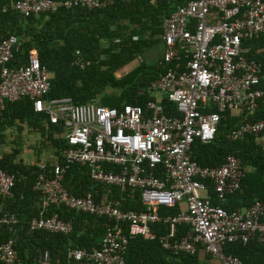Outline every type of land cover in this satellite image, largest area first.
Instances as JSON below:
<instances>
[{
	"label": "built area",
	"instance_id": "2783aa9c",
	"mask_svg": "<svg viewBox=\"0 0 264 264\" xmlns=\"http://www.w3.org/2000/svg\"><path fill=\"white\" fill-rule=\"evenodd\" d=\"M136 1L17 0L13 8L29 18L55 12L61 6L101 10L117 2ZM157 1L150 0L152 4ZM262 35L264 0H187L178 4L164 19L162 57L169 69L149 89L155 99L145 107L125 105L121 109L94 103L76 105L70 97L50 98L51 75L41 64L38 51L30 52L25 65L12 67L20 41L14 35L3 40L0 105L29 97L37 113L48 116L52 125L63 127L60 138L68 142L63 160L53 163L51 176L47 175V162L39 165L36 189L42 192L43 209L32 220L30 230L71 235L72 222L57 213L48 215L49 206H62L115 224L106 225L98 248L71 249L68 259L74 264H127L130 241L136 237L158 239L161 248L174 256H193L204 249L216 264H250L226 254L224 244L246 245L255 236L264 242V200L232 212L222 203L241 189L251 170L233 155H228L220 167L201 166L192 158V146L197 140L204 144L214 141L223 113H253L264 104L263 65L249 58V49L243 46L244 40ZM102 48L108 50L111 45L107 42ZM106 57L101 54L86 59L78 52L72 65L86 70ZM158 93L161 100L155 96ZM166 98L177 113L166 112ZM247 136L264 138V116L231 133L235 141ZM76 164L88 166L98 185L117 188L122 194L139 191L143 210H126L124 199L116 197L73 195L64 181ZM15 185V176L0 170V195L10 196ZM209 185L217 203L209 196ZM177 206L179 214H161V209ZM18 223L15 214H0V227H7L13 235ZM158 224L168 225L169 231L157 236ZM181 225L189 226L190 232L179 236L177 227ZM15 243L11 238L0 244V264H26ZM41 264H49L48 253H42Z\"/></svg>",
	"mask_w": 264,
	"mask_h": 264
},
{
	"label": "trees",
	"instance_id": "16d2710c",
	"mask_svg": "<svg viewBox=\"0 0 264 264\" xmlns=\"http://www.w3.org/2000/svg\"><path fill=\"white\" fill-rule=\"evenodd\" d=\"M16 1L0 0V43L12 35L20 41L19 50L15 51L10 66L25 65L30 52L37 50L41 64L47 67L51 75L50 98L70 97L76 105L94 103L121 109L125 105L145 107L148 101L155 99L149 89L169 69L162 55L158 64L150 65L143 61L120 79L115 73L161 43L164 19L174 13L178 4L187 0L179 3L158 0L155 4L150 0L117 2L101 10L61 6L55 12L29 18L14 10ZM4 9L8 12L3 13ZM107 42L111 48L104 50L103 44ZM243 46L249 49V58L263 65L261 87L264 89V35L244 40ZM78 52L86 59H95L101 54L107 57L101 64L80 70L72 65ZM109 87L118 89L119 93L109 94ZM164 106L167 113H177L176 107L167 98L164 99ZM263 116L264 104L253 113H223L214 141L204 144L197 140L192 146V158L201 166L220 167L228 155H233L251 170L246 174L241 189L222 203L228 212L249 208L264 200V142H260L256 136L236 141L231 139V133L236 128L247 122H256ZM25 126L32 134H39L46 139L56 157L63 160L64 151L68 148L67 140L60 138L63 127L52 125L48 116L37 113L29 97L0 105V146L8 138H12V144H15L14 134H22ZM0 170L16 178L12 194L8 197L0 195V214H15L19 221L15 235L7 227H0V244L14 238L19 257L26 264H41L42 253L49 254V264H74L68 259L71 249L98 248L107 231L106 225H115L107 219L77 213L66 207L49 206V216L57 213L63 220L73 223L72 234L64 236L45 231L32 232L30 224L43 209L42 192L36 189L41 172L39 165L24 159L21 146H18L1 156ZM52 171L53 163H48L47 175L51 176ZM90 172L88 166L72 165L65 175V187L78 197L94 193L101 198L103 193H107L110 197L124 199L126 210H143L139 191L129 190L122 194L117 188L98 185L93 182ZM209 196L217 203L212 185H209ZM179 212V206L161 209L162 215H177ZM190 230L186 225L177 227L179 236ZM168 231V225L155 226L157 236ZM224 251L246 263L264 264V242L258 236L246 245L225 243ZM126 260L127 264H213L211 256H207L204 261L200 260L198 254L174 256L161 248L158 239L148 241L141 237L130 241Z\"/></svg>",
	"mask_w": 264,
	"mask_h": 264
},
{
	"label": "rangeland",
	"instance_id": "374dc122",
	"mask_svg": "<svg viewBox=\"0 0 264 264\" xmlns=\"http://www.w3.org/2000/svg\"><path fill=\"white\" fill-rule=\"evenodd\" d=\"M163 53V47L160 43L152 49L147 50L144 55L138 56L133 62L129 65L121 68L119 71L115 73L117 78H122L130 71L138 67L143 61L147 62L150 65L158 64L161 60V55ZM109 94H118L119 90L109 87L107 89ZM157 100L162 99L161 94H155ZM236 115V114H234ZM25 131L21 133L14 134V142L13 147L21 146L22 149V157L32 164L36 163L40 165L45 160H53L54 159V149L52 148L50 143H47L46 139H44L41 135H34L29 131L27 126L24 127ZM56 156V155H55ZM53 157V158H52ZM57 158V157H55ZM52 163V162H51Z\"/></svg>",
	"mask_w": 264,
	"mask_h": 264
},
{
	"label": "crops",
	"instance_id": "0c3cea01",
	"mask_svg": "<svg viewBox=\"0 0 264 264\" xmlns=\"http://www.w3.org/2000/svg\"><path fill=\"white\" fill-rule=\"evenodd\" d=\"M236 115H238V114H236ZM7 135L9 136L10 135V131H8L7 132ZM7 142L3 145V146H0V158H1V156H3L5 153H9V152H11L12 151V149H13V144H12V138H8V140H6ZM260 142H264V138H260ZM55 153V152H54ZM54 159L53 160H45V161H43V162H47V163H54L56 160H60L58 157L57 158H55L56 156H55V154H54ZM52 157V158H53ZM34 164V163H33ZM36 164V163H35ZM103 197L105 198V197H110L109 196V194H107V193H103ZM198 255H199V257H200V260L201 261H204L205 259H206V257L207 256H210L204 249H200V251H199V253H198ZM211 262L213 263V264H216V262L212 259L211 260Z\"/></svg>",
	"mask_w": 264,
	"mask_h": 264
}]
</instances>
